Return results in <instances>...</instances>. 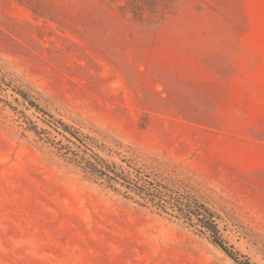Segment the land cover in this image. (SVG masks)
Wrapping results in <instances>:
<instances>
[{
  "label": "rangeland",
  "instance_id": "rangeland-1",
  "mask_svg": "<svg viewBox=\"0 0 264 264\" xmlns=\"http://www.w3.org/2000/svg\"><path fill=\"white\" fill-rule=\"evenodd\" d=\"M0 75L108 162L188 184L264 264V0H0ZM24 117L65 143L0 92V264H235Z\"/></svg>",
  "mask_w": 264,
  "mask_h": 264
},
{
  "label": "trees",
  "instance_id": "trees-1",
  "mask_svg": "<svg viewBox=\"0 0 264 264\" xmlns=\"http://www.w3.org/2000/svg\"><path fill=\"white\" fill-rule=\"evenodd\" d=\"M10 89L20 97L28 108L40 116V122L65 143L54 141L51 133L39 128L35 122L24 117L27 130L45 143L57 148L60 156L80 170L83 176L96 182L104 180L123 187L126 192L138 198L140 206H149L160 214H165L193 228L206 237L209 243L220 249L235 264H254L245 256L235 251L222 238L219 221L221 218L207 205L192 194L193 189L180 181H167L159 175H144L127 161L121 160L125 169L108 162L93 150L97 148L88 137L81 135L72 127L49 115L29 99L28 95L6 82L0 75V92ZM130 198V197H128Z\"/></svg>",
  "mask_w": 264,
  "mask_h": 264
}]
</instances>
